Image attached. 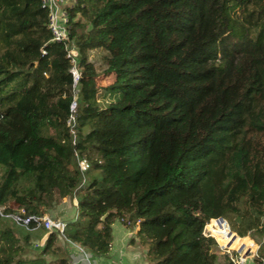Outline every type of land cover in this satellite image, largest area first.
I'll return each mask as SVG.
<instances>
[{
    "label": "trees",
    "instance_id": "trees-1",
    "mask_svg": "<svg viewBox=\"0 0 264 264\" xmlns=\"http://www.w3.org/2000/svg\"><path fill=\"white\" fill-rule=\"evenodd\" d=\"M69 17L77 85L42 0H0L4 214L52 216L76 198L69 241L105 258L115 223L138 227L148 264H219L213 222L231 249L256 241L264 264V0H78ZM101 72L114 82L98 87ZM8 220L27 241L48 233L0 215V264L19 250ZM61 239L34 264H72Z\"/></svg>",
    "mask_w": 264,
    "mask_h": 264
},
{
    "label": "rangeland",
    "instance_id": "rangeland-1",
    "mask_svg": "<svg viewBox=\"0 0 264 264\" xmlns=\"http://www.w3.org/2000/svg\"><path fill=\"white\" fill-rule=\"evenodd\" d=\"M105 52L98 50V51H93L90 54V58L93 62H95L97 68L100 69H104L105 67V59L103 58L105 56ZM79 75V74H78ZM97 81V85L98 87H106L108 85H111L114 82V77L112 75L107 76L105 75L103 72L100 73V75L98 76V78L96 79ZM94 153L91 155V157H94ZM2 173V172H1ZM0 173V176H1ZM88 178V177H87ZM63 203H66L64 205V208L62 207L61 209L54 211L53 215L51 216L52 219H59V220H63L69 223L70 219H74L75 218V210L74 208H78V200H75V198L73 199V201L71 202L69 199H65ZM65 217V218H63ZM227 227H228V231L230 232V225L228 224V222H226ZM5 225L12 227L13 229V235L16 238V244L15 246L17 248H19L18 253L15 255V260L13 264H18L19 261H23L24 263H31L34 264V261L40 259V258H44L47 261H51L53 259L52 256L47 255V256H43L42 255V248L44 247L48 237L50 234H46L44 237L42 238H38L37 234H33L30 237V240L27 241L25 239V236L22 235L20 233V231H18V229H16L11 221H5ZM216 225L213 222L209 223L208 229L207 226L205 228V232H212L213 234V238L216 239V241L218 242L219 245V264H231V256H233L234 258L236 257H241V256H245L247 259L246 264H259L258 262V250H259V244L252 240L250 237H246L243 239V241L241 242V244L238 246V249L236 248H232L228 246L227 243H225L226 245H224L223 240L219 237L220 234L217 232L212 231V228H215ZM4 228V227H3ZM138 231V230H137ZM131 233L129 234V238L125 239L124 242V246L125 249L122 250V252L130 257L133 258H137L140 259L141 261L139 262V264L142 261H146V259L144 258V253L143 248L138 246L135 248V251H132L130 249V241L133 237H135V232L132 229V231H130ZM207 232V233H208ZM209 232V233H210ZM236 234V233H234ZM237 235V234H236ZM63 239V237H62ZM61 241H58V244L60 245V247L66 248L67 244L66 241L63 239ZM2 244H5V241H1ZM240 249H244V250H240ZM76 253H78V255L82 254L77 251V249L75 248ZM237 254V255H236ZM74 257V256H73ZM83 257V256H82ZM132 258V259H133ZM96 263L97 264H105L103 263V261H101V259H97L95 258ZM72 264H84L83 262H80V260H77L76 257H74L71 260ZM148 263V262H147Z\"/></svg>",
    "mask_w": 264,
    "mask_h": 264
},
{
    "label": "built area",
    "instance_id": "built-area-1",
    "mask_svg": "<svg viewBox=\"0 0 264 264\" xmlns=\"http://www.w3.org/2000/svg\"><path fill=\"white\" fill-rule=\"evenodd\" d=\"M77 1L78 0H42V6L48 12V29L50 30L53 36L52 42L62 44L65 46V49L67 51V57L70 59L73 65L71 72L75 78V85H77L79 80L77 63L80 58V52L78 45L73 40L70 39L69 9L73 8L77 4ZM41 53L42 55H47V51L45 47L41 49ZM76 108H77V103L75 101L71 107L73 113L76 112ZM68 124L74 127L73 125L75 124L74 116H71V118L68 121ZM72 133L75 134L74 131H72ZM75 143L76 142L74 141V144ZM77 158H78V164L80 170L82 174H85L89 170L90 164L86 159H82L79 156ZM85 183H86V179L83 180L82 185H84ZM75 200L77 199L75 198ZM4 211H5V207H0L1 216L10 217L19 225L29 227L32 223H34L35 229L45 227L48 234L59 233L60 235H62L64 239H66L69 243H71L77 249V251H79L82 254L83 257L80 260V262H83L84 264H97L95 261L96 260L95 257H93L91 254L86 252L79 245L74 244L67 239V237L65 236V230L68 226V222L59 219H52V217L49 215H45L43 217H37V216L25 217L24 209L18 210L16 213L11 215H5ZM207 232L204 233L206 236H211V237L213 236L212 232L210 231H209L210 233ZM231 260L235 264H246L247 262L245 256L236 257V258L231 256Z\"/></svg>",
    "mask_w": 264,
    "mask_h": 264
},
{
    "label": "crops",
    "instance_id": "crops-1",
    "mask_svg": "<svg viewBox=\"0 0 264 264\" xmlns=\"http://www.w3.org/2000/svg\"><path fill=\"white\" fill-rule=\"evenodd\" d=\"M138 227L134 229L135 234L137 233ZM130 229L125 228L123 225L115 223L114 224V239L112 243V251L108 257H100L101 261L105 264H139L140 259L130 257L122 252L125 249L124 242L125 239L129 238L131 233ZM138 245L130 246L132 251H135V248ZM77 260H81L82 256L78 253L73 252ZM143 254V253H142ZM133 258V259H132ZM99 259V258H98ZM140 264H148L145 261H142Z\"/></svg>",
    "mask_w": 264,
    "mask_h": 264
},
{
    "label": "water",
    "instance_id": "water-1",
    "mask_svg": "<svg viewBox=\"0 0 264 264\" xmlns=\"http://www.w3.org/2000/svg\"><path fill=\"white\" fill-rule=\"evenodd\" d=\"M106 216L103 217V219H105ZM218 223H221V224H226V220L224 218H220V219H217ZM235 236L234 238L236 239L237 238V235L234 234L232 231H230V236ZM231 246V245H230ZM241 251L244 250V249H240Z\"/></svg>",
    "mask_w": 264,
    "mask_h": 264
},
{
    "label": "bare ground",
    "instance_id": "bare-ground-1",
    "mask_svg": "<svg viewBox=\"0 0 264 264\" xmlns=\"http://www.w3.org/2000/svg\"><path fill=\"white\" fill-rule=\"evenodd\" d=\"M216 222H218V221L216 220Z\"/></svg>",
    "mask_w": 264,
    "mask_h": 264
}]
</instances>
